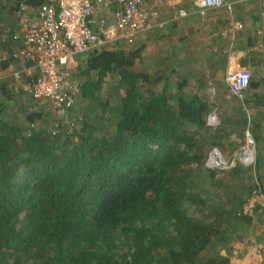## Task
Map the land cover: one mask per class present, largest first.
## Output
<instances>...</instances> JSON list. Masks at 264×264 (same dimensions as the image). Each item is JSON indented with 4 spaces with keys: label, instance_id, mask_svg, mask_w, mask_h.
<instances>
[{
    "label": "trees",
    "instance_id": "1",
    "mask_svg": "<svg viewBox=\"0 0 264 264\" xmlns=\"http://www.w3.org/2000/svg\"><path fill=\"white\" fill-rule=\"evenodd\" d=\"M22 1L32 11L44 2L0 0V264H233L223 253L236 231L229 222L242 229L255 221L263 225L264 211L243 213L256 188L251 170L206 167L214 147L230 153L239 148L237 137L249 125L244 109L211 106L199 94L209 74L212 87L229 92L223 54L206 60L209 70L194 85L189 49L180 47L192 41L188 36L169 42L172 54L158 50L152 68L139 67L149 63L150 45L190 19L194 3L175 7L172 22L162 12L158 25L133 46L116 43L81 58V92L63 124L14 75L21 70L27 84L37 80L24 73L33 63L16 57ZM180 9L187 18L177 19ZM250 62L256 73L246 103L264 110L257 104L264 71L255 57ZM18 87L29 106L13 110L8 104L15 103ZM213 111L221 119L217 126L208 124ZM254 132L256 177L264 185V123ZM241 178L245 191L231 198L224 188ZM204 183L218 192L204 193ZM260 257L264 263V249Z\"/></svg>",
    "mask_w": 264,
    "mask_h": 264
},
{
    "label": "built area",
    "instance_id": "2",
    "mask_svg": "<svg viewBox=\"0 0 264 264\" xmlns=\"http://www.w3.org/2000/svg\"><path fill=\"white\" fill-rule=\"evenodd\" d=\"M185 0H44L33 11L22 1L17 12L18 30L14 38L21 43L16 57L32 62L33 67L24 73L37 74L34 83L24 82L20 71L14 73L20 85L36 101H44L63 124L70 122V113L81 92L77 69L81 58L94 51L116 44L135 45L144 34L153 30L165 8L180 7ZM202 15L208 10L226 9L230 14L244 0H193ZM261 10L255 31L254 51L257 52L264 71V0H259ZM184 9L177 19H185ZM168 21L164 22V26ZM163 24L160 26L163 27ZM159 26V27H160ZM244 29L242 22L231 20L222 33L230 45L225 84L231 95L243 101L253 77L251 69L238 67L233 61V49L238 34ZM237 66V67H236ZM34 71L36 73H34ZM246 110V109H245ZM209 122L215 124V118ZM251 122L244 131L243 144L231 152L218 147L210 150L206 167L214 171H231L236 167L251 170L256 188L244 205L243 213L249 217L257 209L264 211V185L257 180L258 141Z\"/></svg>",
    "mask_w": 264,
    "mask_h": 264
},
{
    "label": "rangeland",
    "instance_id": "3",
    "mask_svg": "<svg viewBox=\"0 0 264 264\" xmlns=\"http://www.w3.org/2000/svg\"><path fill=\"white\" fill-rule=\"evenodd\" d=\"M4 1H12V0H4ZM258 19H259V16H258ZM197 29L199 30V28H197ZM194 31H195V26H194ZM170 33L173 34L171 37L175 38V39H172V38L170 40L164 39V40H162V42L156 43L154 45H150V47H148L146 49L148 51H145V56H146V58L150 59V61L148 64L146 63V61L139 63V67L141 69L146 70L145 67L152 68L151 61H153L154 56L157 55L158 50L161 51V54L163 53V55H165L168 50L171 53V46L169 45V42L170 41H173V42L177 41L179 39V37L183 36L182 34L178 35V33L176 36L174 30L171 31ZM164 34L169 35L168 31H165ZM196 36H197L196 33L192 32V35L189 36V38L192 39L193 41L190 42L189 40H186V42H182L180 44V47H184L186 49H189V52L187 54H190L191 58H192V63H190V65L188 66L189 69H192L190 75L193 73L199 77V78L197 77L196 81H195L194 77L192 78V80H191V82L193 83L192 85H194V83L198 82L199 80L201 82V79H202L201 74H204L209 70L210 65L207 63L206 60L209 59L210 57L214 59V55H212L210 49H208L209 47L207 48V46L209 45L210 42L204 41V42H202V44H200V42L196 39ZM205 49H207V50H205ZM185 51L186 50H182L183 53L181 52V54L185 55L184 54ZM168 56L171 57V55H168ZM202 71L204 73H202ZM253 75H254V73H253ZM207 78H208L207 85L203 86L201 83L198 90H199L200 95H203L207 98V100L211 106H213V105L218 106V107L223 106L224 108L230 107V108H232V110H235V111H237L238 109H244V112H245L244 114H246V116L250 120L251 126H252L251 128H252L253 132H254V129H255L258 122L264 123V110H262L261 107L260 108L259 107L255 108L253 106L250 107L246 103V95L243 98V101H244V103H243V101H241L240 99L231 95L229 92L221 93L217 90V88L212 87L213 86L212 85V76L210 74L207 75ZM223 83L225 84V80H223ZM20 88L21 87H18L16 89L17 91L12 94L13 95L12 97H13V100H15V103H9L8 104V106L11 105V107H12L11 109H13V110H16L18 106H21V104H23L26 107L29 106L27 104L28 100L26 101L27 98L20 91ZM227 90L228 89H226V91ZM185 91H186V93L191 95L195 91V88L194 87L186 88ZM259 93L261 95L258 96L257 104L263 105L264 104V86L262 87V89L260 90ZM109 95H110V92H109L108 87H107L105 89V91L103 92V95H102L103 99L104 100L108 99ZM110 101L112 103H114L113 99ZM50 112H52V114L55 116V114L53 113V111H51V109H50ZM212 117L215 118V121H216L215 124L209 122L210 118H212ZM55 118L53 117L52 120L57 125L59 121ZM220 122H221L220 117L218 116V114L215 111H213L209 115L208 124L212 125V126H217L218 124H220ZM54 123L51 125L55 126ZM254 134H255V132H254ZM243 135H244V133L242 134V136L240 138L237 137V139L240 140V144L243 142V138H244ZM257 140H258V136H257ZM226 153H229V152H226ZM251 174H252V172H251ZM252 176H253V174H252ZM242 183H243L242 178H241V180L237 179L235 184L226 185L227 188L225 187L224 190L227 191L228 195H229V193H231V198L234 197V195L243 194V192L245 190H244V188H242ZM216 187H220V185L216 184ZM203 192L206 194H208V193L209 194H213V193L216 194L218 191H216L215 187L213 188V185H211V183H204ZM257 223L258 222L255 221L252 223L251 226L242 229V228H236L235 225L232 226L233 222H229L230 226L233 229H236V231L234 232V234H232L228 238V244L225 248L226 251H224L223 253L224 254L228 253L229 255H232L233 264H264V263H262V259L260 257L261 252L257 247V245H259L258 238L263 235L262 238L264 239V232H262V231H264V225L263 226L261 225L262 227H259L260 224H257Z\"/></svg>",
    "mask_w": 264,
    "mask_h": 264
},
{
    "label": "crops",
    "instance_id": "4",
    "mask_svg": "<svg viewBox=\"0 0 264 264\" xmlns=\"http://www.w3.org/2000/svg\"><path fill=\"white\" fill-rule=\"evenodd\" d=\"M189 1L192 4L194 3L193 0ZM244 1L245 2L236 6L232 14H230L226 9H218L208 10L205 14L202 15L198 11L196 12V8L195 10L192 9L190 11V19L182 23L179 30H174L176 36L178 33V35L182 34L183 36L186 35L189 37L192 35V32H195L197 35L196 39L200 42V44H202V42L204 41L210 42L207 48L209 47L208 49H210L211 54L214 55V57H219V55L223 54L222 57L225 61L223 80H225V74L227 72L228 57L226 51L230 43L228 41H224L221 36L222 33L228 29L231 20L242 22L244 25L243 31L238 34L237 40L235 41V47L233 49V61L231 63H233L234 65H238V67L241 66L249 68L254 74L256 73V69L251 66L250 61L254 59V57L255 59L259 60V56L257 52L254 51L253 47L255 45V31L259 25L258 16L261 10V3H259V0ZM173 9L174 8H165L162 13V18L164 19L167 16L166 19H169L171 21V19L175 16L176 13ZM197 28H199V30ZM166 31H168V34L170 35V38L167 39H171V36L173 34H171L170 32L172 30L170 31V29H167ZM214 51L218 52L214 53ZM256 136H258L257 133ZM262 226L259 225V227ZM262 236L259 237V245H257L260 252H262L264 249V239L262 238Z\"/></svg>",
    "mask_w": 264,
    "mask_h": 264
},
{
    "label": "clouds",
    "instance_id": "5",
    "mask_svg": "<svg viewBox=\"0 0 264 264\" xmlns=\"http://www.w3.org/2000/svg\"><path fill=\"white\" fill-rule=\"evenodd\" d=\"M258 141V140H257ZM221 149V148H220ZM223 150V149H222ZM224 151V150H223ZM225 152V151H224ZM233 152V151H232ZM228 154H230V153H228ZM219 172V171H218Z\"/></svg>",
    "mask_w": 264,
    "mask_h": 264
}]
</instances>
